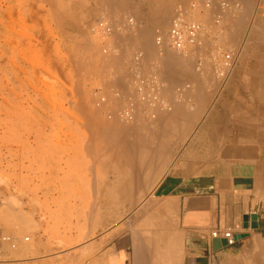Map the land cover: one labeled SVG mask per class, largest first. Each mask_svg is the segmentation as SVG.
Returning <instances> with one entry per match:
<instances>
[{"label": "rangeland", "instance_id": "obj_1", "mask_svg": "<svg viewBox=\"0 0 264 264\" xmlns=\"http://www.w3.org/2000/svg\"><path fill=\"white\" fill-rule=\"evenodd\" d=\"M220 1L0 0V240L15 239V247L3 242L38 264H129L104 253L110 238L123 235L131 256L153 227L150 217L142 218L151 213L155 187L143 166L141 123L157 112L141 107L158 87L157 78L151 83L162 56L156 32L194 2L205 24L202 41L221 27L211 37L214 46L219 53L235 50L230 73L237 63L263 56L258 0H227L230 7L215 23ZM234 24L245 25L238 39L224 31ZM26 93L40 94L52 114L31 137L26 121L35 110ZM257 243L255 264H264V238Z\"/></svg>", "mask_w": 264, "mask_h": 264}, {"label": "crops", "instance_id": "obj_2", "mask_svg": "<svg viewBox=\"0 0 264 264\" xmlns=\"http://www.w3.org/2000/svg\"><path fill=\"white\" fill-rule=\"evenodd\" d=\"M244 26L227 25L224 31L238 39ZM221 32V27L215 30ZM216 35H207L189 52L165 51L156 59L155 97L141 107L157 112L155 119L141 123L143 166L150 168L155 187L151 213L143 211L142 218L150 217L153 227L131 256L123 235L110 238L105 259L128 258L129 264L256 262L257 239L264 238V52L237 63L223 79V58L211 38ZM224 52L235 54L232 48ZM249 54L247 49L244 58ZM227 229L237 238L232 245L211 236ZM38 263L1 238L0 264Z\"/></svg>", "mask_w": 264, "mask_h": 264}, {"label": "built area", "instance_id": "obj_3", "mask_svg": "<svg viewBox=\"0 0 264 264\" xmlns=\"http://www.w3.org/2000/svg\"><path fill=\"white\" fill-rule=\"evenodd\" d=\"M229 7L230 3L227 0L220 1V10L215 15V23L220 22L222 12ZM258 9L264 13V0H258ZM197 10L200 11L199 5L194 2L189 6L179 7L172 17L169 27L156 32L155 44L159 52H163L165 48H169L173 51L184 53L195 49L200 44L201 39L204 38L206 33L203 20L195 16ZM99 25L105 27L106 30L109 29L104 22H101ZM220 55L226 62L223 67L222 64L220 66V76L226 78L230 74V69L233 67L234 55L233 53H226L224 51H221ZM155 80L156 77H153L151 83H155ZM211 236L215 238L223 237L228 245H232L237 241V238L230 229L224 231L214 230L211 232ZM2 239L12 247L16 246L15 239L10 236H3Z\"/></svg>", "mask_w": 264, "mask_h": 264}, {"label": "bare ground", "instance_id": "obj_4", "mask_svg": "<svg viewBox=\"0 0 264 264\" xmlns=\"http://www.w3.org/2000/svg\"><path fill=\"white\" fill-rule=\"evenodd\" d=\"M62 1V0H61ZM75 2H76V0H75ZM135 2V1H134ZM70 7V6H69ZM86 8V7H85ZM77 10V9H76ZM55 11V10H54ZM67 11V10H66ZM58 12H59V10H58ZM149 14V13H148ZM142 16V15H141ZM153 18V17H152ZM88 19V18H87ZM62 22V21H61ZM204 22V21H203ZM78 23V22H77ZM64 24V23H63ZM65 25V24H64ZM68 26V25H67ZM84 28V27H83ZM201 43H202V39H201V41H200V44L199 45H197V47H199L200 45H201ZM196 47V48H197ZM195 48V49H196ZM165 49H169V48H165ZM171 50V49H170ZM179 53V52H178ZM175 55V54H174ZM182 55V54H181ZM169 56H171V55H169ZM168 56V57H169ZM47 57V59L48 58H50V56L49 55H47L46 56ZM175 61V60H174ZM180 62H181V60H180ZM225 62V61H224ZM186 63V62H185ZM219 63V62H218ZM41 65V64H40ZM39 66V65H38ZM44 66V65H43ZM42 67V66H41ZM172 69V68H171ZM49 75V74H48ZM26 79V78H25ZM36 83H38V84H45V82H43L44 80H42V79H40V78H38V77H36ZM74 81V80H73ZM27 82L29 83V81L27 80ZM34 84H35V82H34ZM48 84V83H47ZM29 86L31 85V84H28ZM39 86V85H38ZM184 88V87H183ZM192 89V88H191ZM38 94V93H37ZM37 94H35L34 96L32 95H27V93L25 94V95H27V96H25L26 98V102H27V107L29 106L30 108L29 109H34L35 110V114H33V113H31L32 111H34V110H31V114H33V116L31 115L30 116V119L28 120V121H26V122H28V125H30L31 126V128L33 129V128H36V130H28V131H26V133H27V137H31V136H35L34 134H36V132L37 131H42L43 129H44V127L46 128V126H47V123L49 124V122H50V120H49V117H50V115L52 116V114H49V112L46 110L47 109V107H49V105L45 108V106H46V104H45V102L46 101H44V102H42L43 101V97L42 96H40V94L39 95H37ZM44 98H45V95H44ZM24 99V98H23ZM24 99V100H25ZM49 102V101H48ZM74 103V102H73ZM78 103V102H77ZM45 105V106H44ZM54 106V105H53ZM63 106V105H62ZM61 106V107H62ZM80 107L82 106V105H79ZM55 107V106H54ZM54 107H50L51 109H53ZM64 107V106H63ZM79 107V108H80ZM66 108V107H65ZM82 109V108H81ZM57 110V109H56ZM56 110H53L54 112L56 111ZM80 110V109H79ZM66 111H68V110H66ZM52 112V111H51ZM81 113H83V111H80ZM54 116V115H53ZM55 116L57 117V113L55 112ZM54 116V117H55ZM72 116V115H71ZM73 117V116H72ZM28 118H29V115H28ZM75 118V117H74ZM52 119V118H51ZM92 119H93V117H92ZM93 121V120H92ZM89 122H90V120H89ZM93 122H95V120L93 121ZM91 124V123H90ZM95 124V123H94ZM94 124H92V125H94ZM98 124V123H97ZM53 125V124H52ZM81 125V124H80ZM82 126V125H81ZM87 126V125H86ZM102 126V125H101ZM28 127V126H27ZM83 127V126H82ZM95 127V126H94ZM85 128V127H84ZM92 131H94V129L92 130ZM44 133V132H43ZM94 133V132H93ZM41 135V134H40ZM94 135H96V133L94 134ZM88 136V135H87ZM33 138V137H32ZM91 139V138H90ZM87 140V139H86ZM88 141H90V140H88ZM86 143V142H85ZM88 144V143H87ZM86 146V145H85ZM90 147V146H89ZM122 149V148H121ZM91 152V151H90ZM88 154V153H87ZM92 155V154H91ZM91 181V180H90ZM117 182V181H116ZM121 184V183H120ZM15 202V201H14ZM18 204V203H17ZM86 211V210H85ZM90 213V212H89ZM27 217V216H26ZM88 218V217H87ZM88 220V219H87ZM26 239H29V237H25ZM81 251V250H80ZM78 252V251H77Z\"/></svg>", "mask_w": 264, "mask_h": 264}]
</instances>
